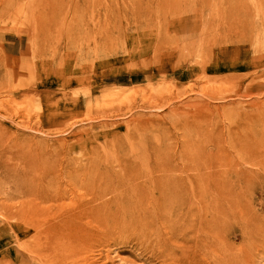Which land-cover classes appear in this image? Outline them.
Returning a JSON list of instances; mask_svg holds the SVG:
<instances>
[{
  "label": "rangeland",
  "instance_id": "rangeland-1",
  "mask_svg": "<svg viewBox=\"0 0 264 264\" xmlns=\"http://www.w3.org/2000/svg\"><path fill=\"white\" fill-rule=\"evenodd\" d=\"M263 58L264 0H0V264H264V175L181 170L241 161Z\"/></svg>",
  "mask_w": 264,
  "mask_h": 264
},
{
  "label": "bare ground",
  "instance_id": "bare-ground-1",
  "mask_svg": "<svg viewBox=\"0 0 264 264\" xmlns=\"http://www.w3.org/2000/svg\"><path fill=\"white\" fill-rule=\"evenodd\" d=\"M5 30H11V31H15L18 34H21V32L23 34H26L28 36V51H31L34 45V37H33V33L31 31L30 26H28V22L24 21V22H14L11 25H5L3 27ZM23 28H25V30L27 29L28 31H25ZM206 63V59L204 60ZM257 65H263L264 64V58L260 59L259 61L254 60ZM205 63L202 64V67L199 66L198 69L194 70L191 68H184L181 69V72H183V75H196L199 74L200 71L202 70L203 72L206 71V67H204ZM180 69L175 68L174 72L177 73V71H179ZM63 84L68 86L71 85L73 83H80L82 82V79L80 76H78V74H74L73 71L67 72L64 77H63ZM142 82H139L138 85H140ZM31 84L29 82H23L20 83L18 86L21 88H25L30 86ZM142 85V84H141ZM125 88V87H123ZM194 87L190 86V87H186L185 91L186 92H192L194 91ZM206 106H202L203 107H207ZM260 112V111H259ZM261 117H260V126L256 127V128H249L247 130V132H245V134L243 135V139H242V145L244 148L243 151V155L241 157V161L237 162V163H231V162H210L207 159L201 158L198 160L196 159H192L189 157H186L182 160V173H186V175H196L194 172L199 169L202 168V171L200 174L201 175H217L221 172V168L222 167H227V170L230 174L233 175V173H235V175H251L252 177V181L249 182L244 181L246 183V185H250L252 182L256 181L257 175H264V111H262L261 113ZM214 144H216V147L220 145V142L218 139H216V141H213ZM232 169V170H231ZM251 209V211L253 212V216L256 218L259 214L257 213V208L254 207H249V210ZM220 224H212L211 226L208 227H204V228H197L196 229V245H195V249L194 252L197 253L199 251H207L209 249H213L215 247V245L219 244L221 242V240L223 239L225 232L224 231H218L217 229L220 226V230L223 227L224 228V221L221 219ZM214 227H216L214 229ZM262 231L264 232V227L262 229ZM242 233L244 236H247L249 234L248 232V225H243L242 226ZM184 253H178L175 254V251L173 252V254H171L172 257V263L174 264L175 262H180L181 260H186L188 259L190 256L188 255V248L185 247L183 248ZM175 255V256H174ZM222 256V260L221 263L225 264V263H229L230 261L228 260V254L226 251H224ZM206 264H208L206 262Z\"/></svg>",
  "mask_w": 264,
  "mask_h": 264
},
{
  "label": "crops",
  "instance_id": "crops-1",
  "mask_svg": "<svg viewBox=\"0 0 264 264\" xmlns=\"http://www.w3.org/2000/svg\"><path fill=\"white\" fill-rule=\"evenodd\" d=\"M22 46H23L22 40L16 35L11 37L7 36L5 38L4 48L6 53L11 56H18V53L21 51Z\"/></svg>",
  "mask_w": 264,
  "mask_h": 264
}]
</instances>
